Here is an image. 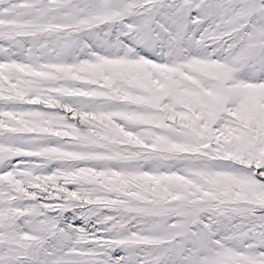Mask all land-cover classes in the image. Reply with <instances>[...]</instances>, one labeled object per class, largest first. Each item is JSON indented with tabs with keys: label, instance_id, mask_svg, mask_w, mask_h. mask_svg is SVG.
Wrapping results in <instances>:
<instances>
[{
	"label": "snow or ice",
	"instance_id": "snow-or-ice-1",
	"mask_svg": "<svg viewBox=\"0 0 264 264\" xmlns=\"http://www.w3.org/2000/svg\"><path fill=\"white\" fill-rule=\"evenodd\" d=\"M0 264H264V0H0Z\"/></svg>",
	"mask_w": 264,
	"mask_h": 264
}]
</instances>
